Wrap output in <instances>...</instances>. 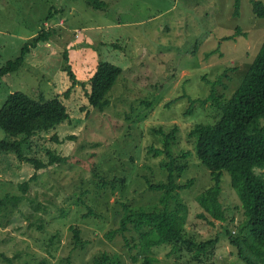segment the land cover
I'll use <instances>...</instances> for the list:
<instances>
[{
  "label": "rangeland",
  "instance_id": "rangeland-1",
  "mask_svg": "<svg viewBox=\"0 0 264 264\" xmlns=\"http://www.w3.org/2000/svg\"><path fill=\"white\" fill-rule=\"evenodd\" d=\"M102 1L110 5L107 13L90 9L82 0H0V66L15 59L46 26L55 31L28 54L20 70L0 77V109L10 94L22 92L34 99L60 97L71 116L70 123L25 141L26 156L48 163L47 152L52 150L68 158L67 163L39 171L26 193L19 187L35 175L34 165L0 152V199L24 197L17 207L0 213V253L11 258L8 262L0 256V264H68V258L75 264H94L104 252H117L124 264H145V255L134 261L138 249L130 251L121 236L110 240L107 235L119 227L122 203L164 210L163 194L152 192L148 181L167 183L163 164L170 159L150 148L163 150L165 137L158 132L175 127L179 133L172 152L175 157L184 152L189 156L178 159L187 163L178 183L193 182L179 194L187 207L185 232L196 243L218 238V244L209 257H194V250L187 249L170 254L173 245L155 247V264H247L226 233L229 229L242 241L247 235L231 175L225 173L221 197L227 222L208 223L200 217L203 209L196 200L213 181L195 156L189 132L198 123H213L219 111L211 103H197L191 115L186 112L190 97L209 96L210 82L219 81L218 95L231 97L237 91L264 40V20L253 15L252 0H241L239 18L237 0ZM65 52L66 65L80 82L68 99L64 93L71 81L64 70ZM101 60L124 68L105 111L92 109L87 97ZM54 135L59 142L52 140ZM0 140H9L1 129ZM101 178L126 183L113 193L111 187L100 190ZM170 203L173 209L176 203ZM90 209L95 215L83 218ZM71 226L81 231L84 248L75 247ZM128 236L132 242L139 237L135 232Z\"/></svg>",
  "mask_w": 264,
  "mask_h": 264
},
{
  "label": "trees",
  "instance_id": "trees-1",
  "mask_svg": "<svg viewBox=\"0 0 264 264\" xmlns=\"http://www.w3.org/2000/svg\"><path fill=\"white\" fill-rule=\"evenodd\" d=\"M86 5L97 12L107 13L110 5L102 0H82ZM255 18L264 20V4L255 0L251 1ZM241 0L235 4V17L241 16ZM51 16V15H50ZM50 22L49 20H47ZM54 27L46 26L21 48L20 54L8 60L0 66V77L20 70L28 54L34 52L41 42H48L53 38ZM230 38V37H226ZM117 46L116 44H114ZM213 54V51L208 55ZM65 66L71 86L64 93L68 99L71 91L80 82L71 65H66L67 53H64ZM124 68L108 61L101 60L96 72L90 78L91 90L87 94L89 105L92 109L105 111L110 105L108 95L113 90ZM210 82V81H208ZM219 81L210 82L211 92L205 99H192L187 115L192 114V108L200 103L205 106L211 103L219 113L213 123H198L189 132V137L194 139V152L200 164L210 171L213 185L211 188L197 196V203L203 209L200 217L212 223L210 219L218 222H227L226 210L221 201L225 173L231 175V185L239 196L244 210L245 222L242 231L246 232L245 240L235 236L229 229L226 231L232 245L239 249V256L247 264H264V40L250 64L242 83L231 96L218 95L216 84ZM73 87V88H72ZM71 116L60 97L46 100L44 97L34 99L22 92L10 94L0 109V129L9 136V140H0V152L14 154L21 162L34 165L36 173L29 181L20 185L23 193L30 190L31 183L39 178V171L56 164L68 162L67 157L59 156L55 151L48 150L49 161L26 156L24 152L25 141L33 139L42 133L55 130L59 125L70 123ZM165 137V148L159 150L151 147L150 151L156 156L166 154L170 159L163 164L168 172V182L153 184L150 181L149 188L152 192L163 194L161 201L165 205L164 210H147L136 208L127 203H122V213L119 227L108 233L107 238L113 240L117 235L121 236L130 251L138 249L133 254L134 261H138L141 255H145V264H155L159 259L155 258L153 249L159 246L173 245L170 254L182 249L194 250V257H209L213 254V248L218 244V238L200 243L194 242L185 232L187 219V207L180 199L179 194L188 190L192 181L180 185L179 178L187 169V163H178V159H187L185 152L180 157H175L172 149L179 133V127L171 132L164 130L158 132ZM20 138H23L20 140ZM59 142L56 135L52 139ZM125 180H106L101 178L100 190L108 187L113 193L118 184H125ZM24 200L23 196H6L0 199V213L2 209L17 207ZM174 200L176 206L172 209L170 201ZM95 215L90 209L88 218ZM73 243L76 248H84L87 242L83 240L81 231L71 226ZM135 232L139 237L131 238L128 233ZM245 247L252 255H247ZM0 256L11 262V258L4 253ZM255 257L253 259L252 257ZM68 264H75L68 258ZM94 264H124L120 255L104 252L95 257Z\"/></svg>",
  "mask_w": 264,
  "mask_h": 264
}]
</instances>
